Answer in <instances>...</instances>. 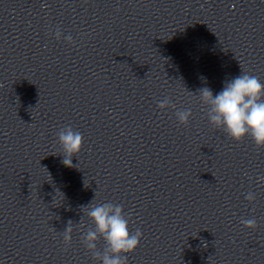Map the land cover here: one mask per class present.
Returning a JSON list of instances; mask_svg holds the SVG:
<instances>
[{
	"label": "clouds",
	"instance_id": "clouds-1",
	"mask_svg": "<svg viewBox=\"0 0 264 264\" xmlns=\"http://www.w3.org/2000/svg\"><path fill=\"white\" fill-rule=\"evenodd\" d=\"M62 36L63 33L57 28L55 38L59 40ZM63 38L69 43L72 42L71 35ZM198 96L202 105L206 106L207 118L214 128L222 129L228 137L237 142L250 136L257 147H264V83L256 76L242 72L227 82L216 95H213L210 88L204 87L199 89ZM169 106L175 108L168 98L158 103L161 110ZM191 116V109L176 112L179 124L184 126L188 125ZM57 136L64 157L62 163L73 167L72 157L81 151L83 135L71 126H66L59 130ZM259 180L264 181V177H259ZM245 199L252 203L256 197L253 192H249ZM93 201L82 207V210H86L83 213L94 225L83 233V245L99 264H127V254L137 249L142 232L139 229L135 233L129 231V218L126 217L122 205ZM241 223L249 229L257 228L254 218L242 219ZM78 226L80 229L85 228L83 222ZM72 231L73 222L69 220L62 233L65 245L71 243ZM101 238L106 245L103 251L97 247Z\"/></svg>",
	"mask_w": 264,
	"mask_h": 264
}]
</instances>
